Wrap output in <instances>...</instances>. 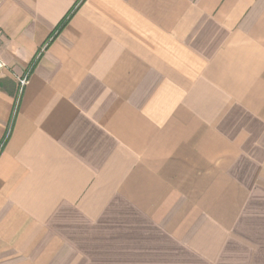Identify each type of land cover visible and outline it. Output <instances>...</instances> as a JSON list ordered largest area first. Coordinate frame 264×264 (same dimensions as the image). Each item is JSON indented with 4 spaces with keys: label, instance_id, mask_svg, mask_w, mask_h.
I'll return each mask as SVG.
<instances>
[{
    "label": "crops",
    "instance_id": "obj_1",
    "mask_svg": "<svg viewBox=\"0 0 264 264\" xmlns=\"http://www.w3.org/2000/svg\"><path fill=\"white\" fill-rule=\"evenodd\" d=\"M0 27V264H264V0H0Z\"/></svg>",
    "mask_w": 264,
    "mask_h": 264
},
{
    "label": "built area",
    "instance_id": "obj_2",
    "mask_svg": "<svg viewBox=\"0 0 264 264\" xmlns=\"http://www.w3.org/2000/svg\"><path fill=\"white\" fill-rule=\"evenodd\" d=\"M3 47V29L0 27V69H4L6 67V63L3 61L1 57V51ZM28 82V75L23 76L20 79V91H22L23 87Z\"/></svg>",
    "mask_w": 264,
    "mask_h": 264
},
{
    "label": "trees",
    "instance_id": "obj_3",
    "mask_svg": "<svg viewBox=\"0 0 264 264\" xmlns=\"http://www.w3.org/2000/svg\"><path fill=\"white\" fill-rule=\"evenodd\" d=\"M65 24V22H63V24L61 25V27Z\"/></svg>",
    "mask_w": 264,
    "mask_h": 264
}]
</instances>
